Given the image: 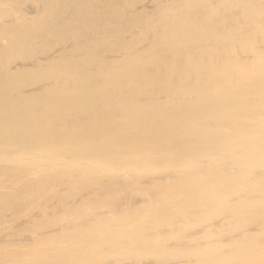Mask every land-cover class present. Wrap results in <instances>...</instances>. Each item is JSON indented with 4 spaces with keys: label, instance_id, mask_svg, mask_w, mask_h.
<instances>
[{
    "label": "bare ground",
    "instance_id": "6f19581e",
    "mask_svg": "<svg viewBox=\"0 0 264 264\" xmlns=\"http://www.w3.org/2000/svg\"><path fill=\"white\" fill-rule=\"evenodd\" d=\"M0 264H264V0H0Z\"/></svg>",
    "mask_w": 264,
    "mask_h": 264
}]
</instances>
